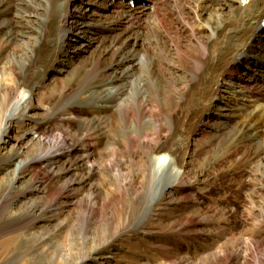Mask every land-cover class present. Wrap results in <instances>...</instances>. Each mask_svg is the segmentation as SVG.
<instances>
[{"label":"rangeland","instance_id":"1","mask_svg":"<svg viewBox=\"0 0 264 264\" xmlns=\"http://www.w3.org/2000/svg\"><path fill=\"white\" fill-rule=\"evenodd\" d=\"M103 1L108 0H74L69 9L77 15L84 10L88 22L105 21L110 11L93 15L104 10L100 9ZM141 1L134 0L124 9L139 16L141 9L135 7ZM145 1L146 7L157 6L169 20L163 11L170 4ZM210 11L201 14L199 23L216 20L208 15ZM141 20V26L160 30L156 17L144 15ZM73 22L66 26L63 44L78 48L82 43L79 22ZM250 24L255 25V20ZM169 27L161 41H170L176 48L154 72L160 78L164 67H170L171 79L163 84L160 97L162 111L171 116L170 125L162 122L158 132L120 145L116 151L107 147L104 136L79 129L75 118L79 109H58L60 99L74 92L76 79L65 58L50 66L32 94L27 117L10 123L0 144V264H264V132L258 135L248 115L236 114L235 109L244 102L264 105V86L253 84L249 98L236 96L227 87L208 104L207 100L208 109L203 111L186 91L194 89L189 79L196 70L192 58L201 52L187 30L182 35L175 25ZM152 29L144 37L153 44ZM107 34L91 33L87 50L75 56L79 70L109 65L111 51L104 49L113 38ZM203 34L195 29L193 38L201 39ZM263 40L257 36L253 47L258 49ZM139 43L132 47L135 55L152 57L153 48ZM19 47L0 46V84L11 85L21 70H27L29 53L23 54L26 50ZM252 69V60H242L233 73L244 79ZM226 81L236 86L232 84L236 79ZM35 120L42 121L38 127L43 131L41 140L33 134ZM59 134L66 141L58 147L72 151L27 164L13 181L15 165L46 152L49 139ZM174 138L189 145L178 161L183 174L150 203L145 157L150 146L168 148Z\"/></svg>","mask_w":264,"mask_h":264},{"label":"bare ground","instance_id":"2","mask_svg":"<svg viewBox=\"0 0 264 264\" xmlns=\"http://www.w3.org/2000/svg\"><path fill=\"white\" fill-rule=\"evenodd\" d=\"M73 1L0 0V46L16 44L26 50L23 54L29 53L26 54L27 70H21L11 85L0 84V144L10 123L22 121L27 117L26 112L30 108L33 92L50 66L61 58L68 60L67 67H70L71 77L76 79V87L70 97L63 98V102L60 99L58 109H79V117L75 116L79 129L85 132L93 130L96 135L104 136L107 147L112 151L119 149L120 145L133 144L142 137L158 132L164 124L162 122L170 125L171 116L162 111L160 99L161 92L166 87L163 84H167V79H171L170 67H164L165 72L160 78L157 72H154L157 67L160 68V62L168 61L170 51L173 52L176 48L170 41H161V38L167 35L166 32L170 31L169 25H175L182 35H185L184 31L187 30V34L192 38L190 40L196 42L194 44L197 50H200L199 53L201 52L200 57L192 58L196 70L191 73L189 79L195 83L194 89L188 88L186 91L192 96V101L196 100L202 105L203 111L208 109L205 105L221 91L225 92L227 87L236 96L241 94L242 98H249L253 84L258 86L262 83L264 86V44L261 47L259 45L258 49L253 47L257 36L260 39L261 36L264 37V30L261 28L264 23V0H163L166 6L170 4V9L163 11L169 20L161 16L157 6L146 7L145 0L136 4L135 8L141 9L139 16L124 9L131 7L133 0H118L115 3L108 0L100 5V9L104 10L93 15L102 16L110 11L109 19H93V22H88L84 10L78 15L77 12L70 11L69 7ZM117 8L120 11L116 10ZM209 8L213 12L210 11L208 15L214 16L216 20L207 24L199 23L201 14L206 13ZM144 15L156 17L160 30L158 27L152 29L153 27L147 24L141 26ZM251 20H255V25L250 24ZM70 21L75 24L79 22V40H82V43L78 48L74 44L72 47L63 44L66 26ZM149 28L152 29L149 36L156 41L153 44L145 41L144 32ZM195 29L205 32L203 38H193ZM91 33H108L112 36L109 47L104 49L107 53L111 51V62L101 70H79L75 56L78 52L87 50L93 40ZM139 42L153 48L152 57L135 55L136 50L132 47ZM155 56L157 63L153 60ZM147 57L149 59H146ZM205 58L208 59L204 60ZM242 60H252L255 66L253 72L244 79L234 76L233 73ZM9 61L13 63L12 59ZM59 71L66 70L61 68ZM105 72L107 76L104 77ZM226 79H236L237 81L232 83H236V86L227 83ZM190 104L189 102L188 105ZM187 109L189 110V107ZM235 109L236 114L243 112L248 115V120L253 121L250 122V128L258 135L264 132V105L244 102ZM82 110H85L86 114L80 115ZM204 116L202 114L201 119ZM35 121L36 129L33 134L41 140L43 131L38 127L42 121ZM65 141L64 136L54 135L49 139L50 147L46 152L40 153L32 161H19L14 167L13 181L18 178L20 170L29 163L68 155L71 149L62 150L58 147L59 143ZM188 146V142L175 138L168 148L164 144L150 146L145 157L147 168L144 174L150 189V203L154 202L156 195L172 188L180 179L183 169L178 165V161L181 154H187Z\"/></svg>","mask_w":264,"mask_h":264}]
</instances>
